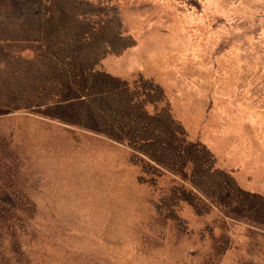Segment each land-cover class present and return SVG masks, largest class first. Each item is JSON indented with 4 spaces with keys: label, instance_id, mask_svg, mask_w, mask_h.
Masks as SVG:
<instances>
[{
    "label": "rangeland",
    "instance_id": "obj_1",
    "mask_svg": "<svg viewBox=\"0 0 264 264\" xmlns=\"http://www.w3.org/2000/svg\"><path fill=\"white\" fill-rule=\"evenodd\" d=\"M0 264H264V0H0Z\"/></svg>",
    "mask_w": 264,
    "mask_h": 264
}]
</instances>
